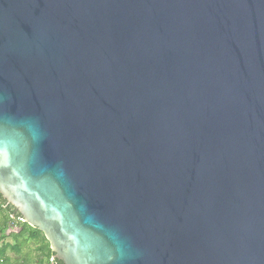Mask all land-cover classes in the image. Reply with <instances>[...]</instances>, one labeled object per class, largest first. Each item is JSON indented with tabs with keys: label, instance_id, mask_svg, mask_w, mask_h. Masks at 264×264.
Returning a JSON list of instances; mask_svg holds the SVG:
<instances>
[{
	"label": "water",
	"instance_id": "1",
	"mask_svg": "<svg viewBox=\"0 0 264 264\" xmlns=\"http://www.w3.org/2000/svg\"><path fill=\"white\" fill-rule=\"evenodd\" d=\"M0 195L62 264H264V0H0Z\"/></svg>",
	"mask_w": 264,
	"mask_h": 264
},
{
	"label": "trees",
	"instance_id": "2",
	"mask_svg": "<svg viewBox=\"0 0 264 264\" xmlns=\"http://www.w3.org/2000/svg\"><path fill=\"white\" fill-rule=\"evenodd\" d=\"M20 215L17 211L7 204L0 195V263L11 264V259L8 258L6 252L12 251L18 260L12 264H48V258L53 256L52 251L49 248V244L43 234L35 228L28 226L26 223L21 224L18 232L9 234V238L12 242H4L6 238L4 235L5 230L11 225H14V221H19ZM32 233H39L41 235L40 244L38 245L37 254H32L29 250L25 251L27 238L33 236ZM57 264H62L55 259Z\"/></svg>",
	"mask_w": 264,
	"mask_h": 264
},
{
	"label": "rangeland",
	"instance_id": "3",
	"mask_svg": "<svg viewBox=\"0 0 264 264\" xmlns=\"http://www.w3.org/2000/svg\"><path fill=\"white\" fill-rule=\"evenodd\" d=\"M22 221H14V225L11 224L4 232V235L6 236V238L3 240L4 242H12L11 239L9 238V234L12 233H16L19 231L20 227H21ZM33 236H30L29 238H27L26 241V247H25V251L29 250L30 252H32V254H37L38 251V245L40 244V238L37 235V233H32ZM8 258L11 259V264L18 260L16 258V256L14 255V253L10 250H8L6 252V255ZM1 264V263H0Z\"/></svg>",
	"mask_w": 264,
	"mask_h": 264
},
{
	"label": "built area",
	"instance_id": "4",
	"mask_svg": "<svg viewBox=\"0 0 264 264\" xmlns=\"http://www.w3.org/2000/svg\"><path fill=\"white\" fill-rule=\"evenodd\" d=\"M19 220L21 221V219H19ZM48 264H57V263L55 262V258H54V256H51V257L48 258Z\"/></svg>",
	"mask_w": 264,
	"mask_h": 264
}]
</instances>
